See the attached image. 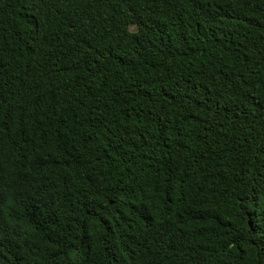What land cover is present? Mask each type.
I'll list each match as a JSON object with an SVG mask.
<instances>
[{
    "label": "trees",
    "instance_id": "trees-1",
    "mask_svg": "<svg viewBox=\"0 0 264 264\" xmlns=\"http://www.w3.org/2000/svg\"><path fill=\"white\" fill-rule=\"evenodd\" d=\"M0 264H264V0H0Z\"/></svg>",
    "mask_w": 264,
    "mask_h": 264
},
{
    "label": "rangeland",
    "instance_id": "rangeland-1",
    "mask_svg": "<svg viewBox=\"0 0 264 264\" xmlns=\"http://www.w3.org/2000/svg\"><path fill=\"white\" fill-rule=\"evenodd\" d=\"M129 29L131 30V27H130V28H128V30H129Z\"/></svg>",
    "mask_w": 264,
    "mask_h": 264
}]
</instances>
